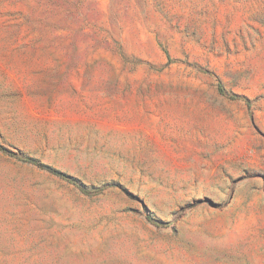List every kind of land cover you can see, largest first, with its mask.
<instances>
[{
	"label": "rangeland",
	"instance_id": "1",
	"mask_svg": "<svg viewBox=\"0 0 264 264\" xmlns=\"http://www.w3.org/2000/svg\"><path fill=\"white\" fill-rule=\"evenodd\" d=\"M0 146V264H264V0H0Z\"/></svg>",
	"mask_w": 264,
	"mask_h": 264
},
{
	"label": "trees",
	"instance_id": "2",
	"mask_svg": "<svg viewBox=\"0 0 264 264\" xmlns=\"http://www.w3.org/2000/svg\"><path fill=\"white\" fill-rule=\"evenodd\" d=\"M220 91H221V93H223V92H222L223 90L220 89ZM0 150H1L2 152L8 153L9 155H13V154H11V152H9L8 150H6V149L3 148L2 146H0ZM23 161H24V162H27V163L34 164V165H39V164H37L35 161L30 160V159H25V160H23ZM39 167L42 168V169H44V170H46V171H48V172L51 173L52 175H54V176H56V177H58V178H60V179H62V180H64V181L68 182V183L75 184L71 178H69L67 175H65V174L62 173L61 171L55 170V169L50 168V167H48V166H40V165H39ZM82 191H85V190H82ZM148 220H149L151 223H154V224L157 223V222H156L154 219H152L151 217H149Z\"/></svg>",
	"mask_w": 264,
	"mask_h": 264
}]
</instances>
